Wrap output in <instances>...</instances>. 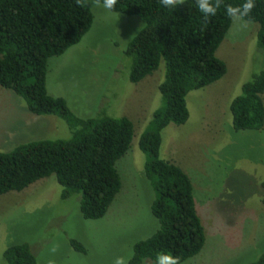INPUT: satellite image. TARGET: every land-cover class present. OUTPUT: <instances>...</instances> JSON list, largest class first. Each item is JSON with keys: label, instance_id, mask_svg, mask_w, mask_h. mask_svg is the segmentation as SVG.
Returning <instances> with one entry per match:
<instances>
[{"label": "rangeland", "instance_id": "374dc122", "mask_svg": "<svg viewBox=\"0 0 264 264\" xmlns=\"http://www.w3.org/2000/svg\"><path fill=\"white\" fill-rule=\"evenodd\" d=\"M88 31L59 56L47 60L45 89L61 97L77 117L124 116L132 124L125 154L115 162L120 189L103 216L84 219L78 195L61 199L53 175L20 191L0 195V264L4 248L25 243L36 264H114L127 261L132 245L150 236L157 221L149 207L153 191L143 174L137 140L160 105L157 84L163 63L137 82L128 79L123 50L142 27L126 16L88 0ZM247 25L246 27L244 25ZM257 24L231 18L214 56L225 65L218 80L185 96L188 117L160 132L159 157L189 178L195 212L203 229L200 251L180 264H248L264 250V122L257 130L231 128L228 105L240 86L264 70V51L256 44ZM264 105V92L262 94ZM66 124L54 115H33L24 101L0 87V152L34 140L67 139ZM69 239L82 245L73 249ZM140 264H155L144 260Z\"/></svg>", "mask_w": 264, "mask_h": 264}, {"label": "trees", "instance_id": "16d2710c", "mask_svg": "<svg viewBox=\"0 0 264 264\" xmlns=\"http://www.w3.org/2000/svg\"><path fill=\"white\" fill-rule=\"evenodd\" d=\"M88 0H0V87L12 91L33 115H54L69 130L67 139L34 140L0 152V195L20 191L34 181L53 175L61 188L60 198L78 195V210L84 219L105 214L120 189L115 162L129 147L132 124L124 116L77 117L61 97L45 89L47 60L61 55L88 31L92 14ZM94 1V0H93ZM104 0H99L103 5ZM215 4V0H211ZM245 0H223L214 16L205 21L196 0L165 7L160 0H117L109 11L136 16L142 27L123 50L129 59L128 79L137 82L163 63L157 84L160 105L151 113L138 140L144 155L143 174L153 191L150 213L157 229L136 241L127 264L149 260L157 264L161 253L179 257L180 263L197 254L204 242L195 212L192 185L175 164L159 157L160 132L169 123L182 124L188 117L185 96L225 73L224 63L214 52L231 18L225 5ZM242 20L257 24L256 44L264 51V0ZM264 70L240 86L228 105L231 128L257 130L264 122ZM264 207V178L260 181ZM73 249L81 244L69 239ZM4 264H36L25 243L3 249ZM248 264H264V250Z\"/></svg>", "mask_w": 264, "mask_h": 264}, {"label": "clouds", "instance_id": "9594fccd", "mask_svg": "<svg viewBox=\"0 0 264 264\" xmlns=\"http://www.w3.org/2000/svg\"><path fill=\"white\" fill-rule=\"evenodd\" d=\"M80 3V0H77ZM117 3V0H104L103 7L105 9H113ZM160 3L165 7H175L181 5L184 0H160ZM223 0H215V4L211 0H196L197 7L201 13H203L205 21L208 17L214 16L217 10L220 8ZM95 5H99V0H94ZM255 7L254 0H245L242 5L233 6L231 4L225 5L226 14L230 18L243 19L248 16L251 10ZM247 26L246 24L244 25ZM114 264H127L124 257H118ZM157 264H180L179 257H174L170 254L161 253L157 256Z\"/></svg>", "mask_w": 264, "mask_h": 264}]
</instances>
